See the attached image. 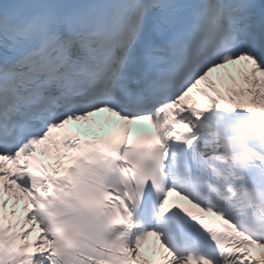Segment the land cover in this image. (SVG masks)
I'll return each instance as SVG.
<instances>
[{
    "label": "snow or ice",
    "instance_id": "snow-or-ice-1",
    "mask_svg": "<svg viewBox=\"0 0 264 264\" xmlns=\"http://www.w3.org/2000/svg\"><path fill=\"white\" fill-rule=\"evenodd\" d=\"M0 264H264V0H0Z\"/></svg>",
    "mask_w": 264,
    "mask_h": 264
},
{
    "label": "bare ground",
    "instance_id": "bare-ground-1",
    "mask_svg": "<svg viewBox=\"0 0 264 264\" xmlns=\"http://www.w3.org/2000/svg\"><path fill=\"white\" fill-rule=\"evenodd\" d=\"M21 203H22V202H21ZM19 208H20V206H18L17 216H20V215H21V213H20V211H19ZM33 234H34V232H33ZM153 245H154V243H152L151 246H150V248H149V251H151V252H152V249H153ZM149 255H152V253H148V254L146 255V257H149Z\"/></svg>",
    "mask_w": 264,
    "mask_h": 264
}]
</instances>
